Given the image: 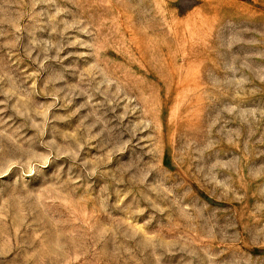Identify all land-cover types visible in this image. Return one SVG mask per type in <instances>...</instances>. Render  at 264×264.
Segmentation results:
<instances>
[{"label": "rangeland", "instance_id": "374dc122", "mask_svg": "<svg viewBox=\"0 0 264 264\" xmlns=\"http://www.w3.org/2000/svg\"><path fill=\"white\" fill-rule=\"evenodd\" d=\"M0 264H264V0H0Z\"/></svg>", "mask_w": 264, "mask_h": 264}]
</instances>
